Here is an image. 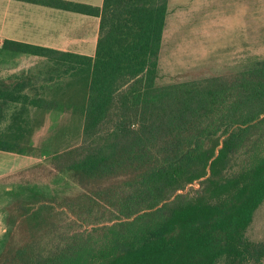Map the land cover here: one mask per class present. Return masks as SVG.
<instances>
[{
  "label": "trees",
  "instance_id": "16d2710c",
  "mask_svg": "<svg viewBox=\"0 0 264 264\" xmlns=\"http://www.w3.org/2000/svg\"><path fill=\"white\" fill-rule=\"evenodd\" d=\"M19 1L99 22L92 56L1 41L83 75L38 95L0 87L23 110L0 152H32L43 113L67 111L74 134L47 159L77 187L14 184L0 264H264L246 235L264 201V60L157 84L168 0Z\"/></svg>",
  "mask_w": 264,
  "mask_h": 264
},
{
  "label": "rangeland",
  "instance_id": "374dc122",
  "mask_svg": "<svg viewBox=\"0 0 264 264\" xmlns=\"http://www.w3.org/2000/svg\"><path fill=\"white\" fill-rule=\"evenodd\" d=\"M72 1L100 6L103 0ZM210 5L211 8L206 10L201 0H170L162 35L157 84L237 72L257 60H264V2L256 17H249L248 12L244 16L240 10L233 11L234 3L232 8L225 4L226 12L221 10L219 3ZM97 32L98 17L95 16L19 0H0V86L8 84L30 95H38L52 86L63 85L77 75H83L75 67L56 65L45 57L3 50L2 39L53 48L62 44L68 51L92 56ZM68 36L69 42L64 43ZM22 111L19 104H0V133L7 130L12 117ZM41 118L43 124L32 135V152L23 155L0 152V242L8 230L6 208L11 198L9 191L14 184L27 181L46 185L48 190L58 191V196L62 195L60 192L77 189L66 177L61 178L51 171L47 159L60 142L62 131L67 129L74 134V126L69 127L74 124L69 112L49 111ZM246 235L251 240L264 241V201L254 212Z\"/></svg>",
  "mask_w": 264,
  "mask_h": 264
},
{
  "label": "crops",
  "instance_id": "0c3cea01",
  "mask_svg": "<svg viewBox=\"0 0 264 264\" xmlns=\"http://www.w3.org/2000/svg\"><path fill=\"white\" fill-rule=\"evenodd\" d=\"M169 2H170V0H168V6H169ZM201 2H202V5L204 6V9H206V10H209L211 8L210 3H215V2L216 3H219L218 6L219 7H222L221 10L223 12H226V9H227L226 6H225V4L229 5L232 8V3H234L233 11L234 10H240L239 11L240 14L241 15H244V16H246L247 15L246 12H248L249 13V17H256L257 16V10H258V8H260L262 6L261 4L264 2V0H201ZM220 2H222V3H220ZM223 3H225V4H223ZM29 4H31V3H29ZM34 5H37V4H34ZM44 7H47V6H44ZM53 9L61 10V9H57V8H53ZM63 11H65V10H63ZM69 12H71V11H69ZM251 12H252V14H251ZM225 15L227 16V14H225ZM87 16H90V15H87ZM98 22H99V18H98ZM66 33H68V32H66ZM69 33L73 34V32H69ZM71 38H74V37H71ZM69 40H70V38L68 36V37H66L64 39L63 42L64 43H67V42H69ZM60 45H61V47L58 46V47H55V49L68 51V50H66L67 49L66 45H62V44H60ZM51 48H53V47H51ZM9 52H12V51H9ZM14 53H16V52H14ZM22 55H25V54L23 53ZM38 57H40V56H38ZM0 87H8L9 88L10 86L8 84H6V85L0 86ZM17 90H19V89H17ZM0 104H5V106H9L10 104L14 105L15 103L0 100ZM19 106H21V105H19ZM13 117H12V120H13Z\"/></svg>",
  "mask_w": 264,
  "mask_h": 264
}]
</instances>
